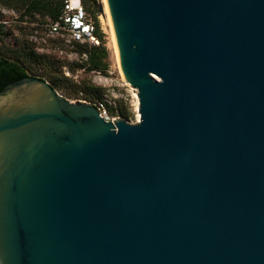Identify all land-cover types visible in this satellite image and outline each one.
Wrapping results in <instances>:
<instances>
[{
  "label": "water",
  "instance_id": "obj_1",
  "mask_svg": "<svg viewBox=\"0 0 264 264\" xmlns=\"http://www.w3.org/2000/svg\"><path fill=\"white\" fill-rule=\"evenodd\" d=\"M107 1L140 119L0 91V264H264V0Z\"/></svg>",
  "mask_w": 264,
  "mask_h": 264
},
{
  "label": "rangeland",
  "instance_id": "obj_2",
  "mask_svg": "<svg viewBox=\"0 0 264 264\" xmlns=\"http://www.w3.org/2000/svg\"><path fill=\"white\" fill-rule=\"evenodd\" d=\"M44 3L62 0H42ZM97 29L99 44L82 50L47 28L53 12L33 8V0H0V58L47 80L73 102H103L111 119H140L137 90L121 69L114 30L104 0H82ZM103 6V11L100 10Z\"/></svg>",
  "mask_w": 264,
  "mask_h": 264
},
{
  "label": "built area",
  "instance_id": "obj_3",
  "mask_svg": "<svg viewBox=\"0 0 264 264\" xmlns=\"http://www.w3.org/2000/svg\"><path fill=\"white\" fill-rule=\"evenodd\" d=\"M47 30L52 36L65 37L72 45L76 43L99 44L96 25L90 18L82 0H64L58 18L48 25ZM95 106L105 120L115 121L108 115L103 102Z\"/></svg>",
  "mask_w": 264,
  "mask_h": 264
},
{
  "label": "trees",
  "instance_id": "obj_4",
  "mask_svg": "<svg viewBox=\"0 0 264 264\" xmlns=\"http://www.w3.org/2000/svg\"><path fill=\"white\" fill-rule=\"evenodd\" d=\"M83 2V1H82ZM34 6L33 8L42 11L44 9H48V12H53V20L57 19L60 10L64 4V0L61 2H58L54 4V2L44 3L42 0H33ZM84 4V3H83ZM98 34V32H97ZM92 46L89 43H76L75 47H78L82 50L86 49L87 46ZM29 73L26 71V69L20 65L19 63H16L14 61H10L5 58H0V91L10 82L19 80L23 77L28 76Z\"/></svg>",
  "mask_w": 264,
  "mask_h": 264
},
{
  "label": "bare ground",
  "instance_id": "obj_5",
  "mask_svg": "<svg viewBox=\"0 0 264 264\" xmlns=\"http://www.w3.org/2000/svg\"><path fill=\"white\" fill-rule=\"evenodd\" d=\"M104 7H105L106 13L108 14L111 26H112V28L114 30V26H113V22H112V18H111V13H110V9H109V5H108V1L107 0H104ZM114 35H115V30H114ZM115 42H116V45H117L116 35H115ZM116 49H118V45H117ZM118 54H119V49H118ZM119 60H120V57H119ZM120 65H121V63H120Z\"/></svg>",
  "mask_w": 264,
  "mask_h": 264
}]
</instances>
